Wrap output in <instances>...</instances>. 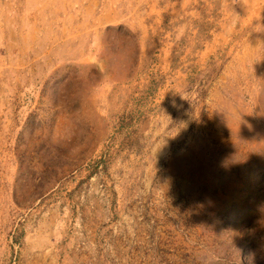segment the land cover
I'll return each instance as SVG.
<instances>
[{"label":"rangeland","instance_id":"obj_1","mask_svg":"<svg viewBox=\"0 0 264 264\" xmlns=\"http://www.w3.org/2000/svg\"><path fill=\"white\" fill-rule=\"evenodd\" d=\"M166 11L0 39V264H264V0Z\"/></svg>","mask_w":264,"mask_h":264},{"label":"crops","instance_id":"obj_2","mask_svg":"<svg viewBox=\"0 0 264 264\" xmlns=\"http://www.w3.org/2000/svg\"><path fill=\"white\" fill-rule=\"evenodd\" d=\"M192 0H0V39L7 35L9 50L31 54L33 44L47 45L48 33L65 30L100 31L126 24L143 32L163 10L173 20L191 23ZM165 12V11H164ZM74 26V27H73ZM79 26V27H78ZM20 51V52H21Z\"/></svg>","mask_w":264,"mask_h":264}]
</instances>
